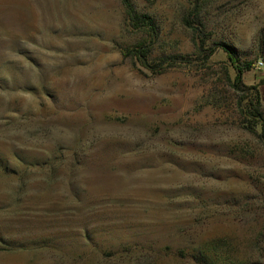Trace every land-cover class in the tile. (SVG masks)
Here are the masks:
<instances>
[{
  "label": "rangeland",
  "instance_id": "rangeland-1",
  "mask_svg": "<svg viewBox=\"0 0 264 264\" xmlns=\"http://www.w3.org/2000/svg\"><path fill=\"white\" fill-rule=\"evenodd\" d=\"M161 24L155 73L119 0H0V264H264V145L243 125L195 0H132ZM211 39L251 61L264 109V0H204ZM262 62V65L259 63ZM232 81V80H231Z\"/></svg>",
  "mask_w": 264,
  "mask_h": 264
},
{
  "label": "trees",
  "instance_id": "trees-1",
  "mask_svg": "<svg viewBox=\"0 0 264 264\" xmlns=\"http://www.w3.org/2000/svg\"><path fill=\"white\" fill-rule=\"evenodd\" d=\"M126 11L130 25L143 33L144 37L136 44L124 47L122 49L125 58H131L139 61L143 66L149 68L155 73H159L167 67L176 66L178 64L191 63L195 60L192 54L176 52L163 53L158 59L153 57L155 45L160 40L161 24L157 18L146 12H140L132 0H119ZM193 7L189 10L184 18V25L193 31L194 43L197 47L199 56L204 63L219 49H223L227 55L230 65L235 71L232 78L228 75L227 68L224 70V75L231 83L232 88L239 93L237 106L242 116L244 127L250 132L258 136L264 145V109L260 84L247 85L244 81V74L247 70L252 69L251 61H242L236 46L225 41H212L210 34L207 32L205 24L202 20V11L204 0H195ZM232 80V81H231ZM195 258L202 261L203 264H232L228 253L219 254L211 247L209 252L203 249H198Z\"/></svg>",
  "mask_w": 264,
  "mask_h": 264
},
{
  "label": "built area",
  "instance_id": "built-area-1",
  "mask_svg": "<svg viewBox=\"0 0 264 264\" xmlns=\"http://www.w3.org/2000/svg\"><path fill=\"white\" fill-rule=\"evenodd\" d=\"M259 65H262V62H260Z\"/></svg>",
  "mask_w": 264,
  "mask_h": 264
}]
</instances>
